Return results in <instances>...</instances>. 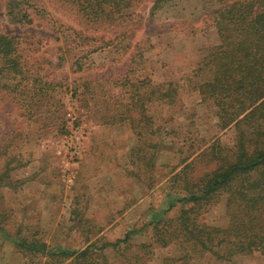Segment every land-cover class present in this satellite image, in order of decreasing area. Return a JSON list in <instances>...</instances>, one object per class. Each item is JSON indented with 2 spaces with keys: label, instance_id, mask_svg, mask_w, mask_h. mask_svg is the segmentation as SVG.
Masks as SVG:
<instances>
[{
  "label": "rangeland",
  "instance_id": "374dc122",
  "mask_svg": "<svg viewBox=\"0 0 264 264\" xmlns=\"http://www.w3.org/2000/svg\"><path fill=\"white\" fill-rule=\"evenodd\" d=\"M156 1L146 0L139 8L142 21L129 25L136 28L130 42L118 39L108 46L105 42L124 30L91 25L68 2L0 0V35L20 36L13 57L18 70L10 71L0 57V264L39 262L2 235L44 242L45 231L30 222L29 211L14 209L19 195L18 187H13L29 183L37 173L46 183H59L67 204L76 202L75 214L83 218L67 225L73 236L101 246L142 230L132 236L130 248L105 250L108 263L162 264L180 254L173 245L154 244L151 219L173 195H185V183L178 178L183 162L190 163L214 143L233 146L235 130L217 133L215 107L195 90L198 63L205 50L218 43L208 16L209 1L172 0L155 7ZM166 83L176 90L170 103L156 93ZM121 118L127 119L117 122ZM118 125H126L134 136L127 140L128 151L123 147L127 154L123 168L105 174L98 160L96 167L84 171L81 161L90 153L96 127ZM73 128L83 134L81 155L75 159L66 155L71 154L66 138ZM105 148L103 154H108ZM208 159L188 170L190 180L215 168ZM66 176L72 177L71 183ZM37 201L38 197L32 204ZM180 206L168 217L176 218ZM202 221L225 226L226 200ZM142 244L151 246L142 252L138 248ZM96 263L105 262L97 258ZM192 264H264V256L237 255L220 261L206 255Z\"/></svg>",
  "mask_w": 264,
  "mask_h": 264
},
{
  "label": "trees",
  "instance_id": "16d2710c",
  "mask_svg": "<svg viewBox=\"0 0 264 264\" xmlns=\"http://www.w3.org/2000/svg\"><path fill=\"white\" fill-rule=\"evenodd\" d=\"M59 1L75 6L83 20L91 25L124 30L114 40L105 42L108 46L118 39L129 42L133 39L136 28L132 30L129 25L142 21L138 10L146 2ZM169 1L172 0H158L154 6ZM208 1V16L212 18L218 43L206 49L198 63L195 90L202 100L215 107L217 133L234 128L235 141L231 147L214 143L190 163L183 162L185 166L178 178L185 183V195H173L163 210L152 215L150 223L154 244L162 248L173 245L180 251L178 256L165 258L162 264H192L206 255L220 261H230L237 255L264 256V0ZM19 39L20 36L0 35V57L5 59L9 70L14 67L17 71L19 67L13 59L17 56ZM165 87L156 93L160 95L159 100L170 103L176 90L169 83ZM139 101L133 100V103ZM143 101L142 98V108ZM63 131L67 132L66 126ZM205 157L215 168L190 180L188 172ZM222 199L226 200L227 224L221 227L203 222L202 218ZM178 204L181 205L178 216L169 218L168 214ZM137 232H130L116 242H104L101 246L93 243L81 252L68 253H50L44 243L6 237L13 239L21 250L28 251L27 254L46 258V264H64L69 260V264H97V258L103 264H110L105 250L119 251L121 245L130 248L131 235ZM150 246L142 244L138 248L146 252ZM134 257L137 262L142 259L139 255Z\"/></svg>",
  "mask_w": 264,
  "mask_h": 264
},
{
  "label": "crops",
  "instance_id": "0c3cea01",
  "mask_svg": "<svg viewBox=\"0 0 264 264\" xmlns=\"http://www.w3.org/2000/svg\"><path fill=\"white\" fill-rule=\"evenodd\" d=\"M125 126L122 127L118 125L112 127L111 126L96 127L94 131V135L91 138L93 142L91 143L90 153L84 154L85 156L81 161L80 166L83 167L84 171L96 167V163H98L97 162L98 160H99L98 164L100 165L101 168L104 169L103 172L105 174H112L113 171H119V168H123L122 162L124 161V157L127 156V154H123L124 153L123 149L126 148V150L128 151V148L126 146L127 140L130 141V139L134 137L132 131L126 130L127 128H125ZM123 128L125 129V131H123ZM109 136L111 140L108 139ZM106 143L108 145H106ZM105 146L109 148L108 154H103L106 153ZM93 150L100 152L99 154H93ZM38 175L39 174L37 173L31 176V178L29 179V183L26 181L21 183V184L24 183L23 185L20 184V186L13 187V188L18 187L17 192L19 195L18 198L14 200L15 201L14 209L16 208V210L18 209V210L29 211L28 215L30 217V222L36 223V225L39 226V229L45 231V234L42 235V237L44 238H41L42 240H44V242L41 243L45 244L48 252L50 253H53L54 251H59L61 253L81 252L90 244L93 243L97 244V242H92L85 238L81 240V238L79 239V237L76 235L73 236L72 232L70 233L66 230L67 225H69L71 222L73 221L80 222L81 219L83 218L82 215L78 217V215L75 214L74 207L76 206V202H74V200L72 199L67 204L66 203L67 200L62 199L61 196L65 190L64 189L61 190V188H59V183L57 184L56 183L53 184L51 182L46 183L40 180L39 178L40 176ZM126 186L130 188L132 187V184L129 183L126 184ZM56 187H58V190ZM14 192L16 193L15 190ZM36 197H38L39 201H37L33 205L32 203L36 200ZM122 200L123 199L120 198V201ZM142 201L143 200H140L138 204L142 203ZM126 203L127 202H124V204ZM138 204L136 203L132 207H130L131 208L130 211ZM88 217H92V216H88ZM42 224L43 226H41ZM141 231L142 230H139L138 232ZM74 234H76V232H74ZM2 235L4 237L6 236L5 233H3ZM103 235H105V233H103ZM107 235H105V237ZM133 235H131V240ZM13 237L14 239L17 238V236H13ZM21 239L24 238L22 237ZM31 242H33V240ZM70 242H72V244H69ZM106 242H111V240ZM38 261L39 262H36V264L47 263L46 258L39 259ZM70 261L71 260H69L64 264H69Z\"/></svg>",
  "mask_w": 264,
  "mask_h": 264
},
{
  "label": "built area",
  "instance_id": "2783aa9c",
  "mask_svg": "<svg viewBox=\"0 0 264 264\" xmlns=\"http://www.w3.org/2000/svg\"><path fill=\"white\" fill-rule=\"evenodd\" d=\"M75 129V128H73ZM73 131V130H72ZM71 131V133H72ZM67 139V144L68 145V152L71 151V154H66L68 156H70L71 159H75V158H79L80 157V153L82 150V141H83V134L81 133V131H79L78 129H75L73 131V134H70L69 138ZM66 180L68 182H72V177L71 176H66Z\"/></svg>",
  "mask_w": 264,
  "mask_h": 264
}]
</instances>
